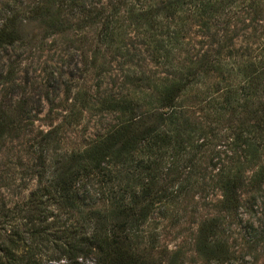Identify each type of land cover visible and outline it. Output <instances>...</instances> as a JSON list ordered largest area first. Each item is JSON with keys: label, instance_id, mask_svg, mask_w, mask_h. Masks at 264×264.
Here are the masks:
<instances>
[{"label": "trees", "instance_id": "16d2710c", "mask_svg": "<svg viewBox=\"0 0 264 264\" xmlns=\"http://www.w3.org/2000/svg\"><path fill=\"white\" fill-rule=\"evenodd\" d=\"M97 1L0 0V58L25 44L32 24L52 34L69 31L68 9L82 16L80 27L100 23L102 43L112 41L124 9L137 21L157 17L151 9L133 6L134 0ZM239 1L207 0L206 11L219 21L238 9L259 7L256 0ZM223 47L204 52L189 66L172 67L169 79L156 86L135 75L137 87L147 83L144 97L106 99V111L124 120L82 152L58 151L60 128L38 132L29 146L35 157L29 174L41 190L0 218V264H185L182 248L170 251L163 244L159 221L176 228L218 193L216 215L197 223L193 246L218 262L230 260L223 240L228 217L245 209L246 189L264 184V58L225 69ZM171 50L156 53L164 52L159 59L165 63ZM6 61L9 67L0 65L2 88L16 75L15 60ZM212 74L241 79L230 90L217 88L205 96ZM191 91L196 95L188 106L181 98ZM196 109L204 115L197 117ZM33 119L27 98L0 102V154L8 139L34 134ZM223 144L227 158L217 150ZM245 162L257 170L250 181ZM20 219L25 222L18 224Z\"/></svg>", "mask_w": 264, "mask_h": 264}, {"label": "rangeland", "instance_id": "374dc122", "mask_svg": "<svg viewBox=\"0 0 264 264\" xmlns=\"http://www.w3.org/2000/svg\"><path fill=\"white\" fill-rule=\"evenodd\" d=\"M107 1L103 0V5ZM256 1L259 7L255 11L238 9L233 16L230 13L216 21L206 11L207 0H142V5L134 0L133 6L151 9L157 17L153 21H137L131 12L122 10L115 35L107 43L100 41V23L80 27L77 24L82 16L70 13V9L65 12L72 24L67 32L52 34L41 24H32L25 44L9 49L0 58V65L5 63L6 67L8 56L16 62L15 81L0 87V102L14 104L25 97L34 116V134L8 139L0 154V218L8 209L23 206L34 192L41 190L29 174L35 158L29 146L38 132L60 128L58 151L82 152L124 120L121 115L106 111V99L144 97L147 83L137 87L133 83L135 75L148 78L156 86L169 79L172 67L189 66L204 52L221 45L225 69L235 62L249 65L264 58V0ZM160 48L172 49L165 63L159 59L164 52L156 53ZM240 79L226 81L212 74L203 92L208 89L210 94L205 96H211L217 88L230 90L238 86ZM194 95L195 91L188 92L181 102L192 105ZM199 109L195 112L202 117ZM228 149L224 144L217 147L223 158H227L225 153L230 156ZM242 166L250 181L256 168L248 162ZM245 192L246 207L228 217V231L223 237L231 251L230 260L218 262L197 253L193 246L197 223L207 215H216L220 193L204 203L207 207L201 204L196 213H189L176 228L170 227V221H159V231L166 235L163 244L170 251L182 248L185 264H264V184L249 187ZM54 214L66 218L61 212ZM18 222L23 224L25 220ZM254 233L259 237L255 238Z\"/></svg>", "mask_w": 264, "mask_h": 264}]
</instances>
